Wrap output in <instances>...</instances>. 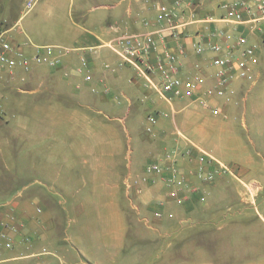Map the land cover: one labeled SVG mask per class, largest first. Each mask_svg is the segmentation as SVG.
I'll return each mask as SVG.
<instances>
[{
    "label": "crops",
    "instance_id": "0c3cea01",
    "mask_svg": "<svg viewBox=\"0 0 264 264\" xmlns=\"http://www.w3.org/2000/svg\"><path fill=\"white\" fill-rule=\"evenodd\" d=\"M229 1L195 0L197 17L209 15L216 22L208 30L200 23L189 25L177 43L169 39L164 44L175 54L182 47L180 76L201 72V90L213 83L212 54L196 56L192 47L216 29L231 35L229 40L218 36L217 42L234 43L236 27L221 20ZM155 2L160 1L100 0L87 9L80 1L73 13L65 0H45L43 11L50 19L55 16L53 26L61 31L52 41L43 38L38 23L20 26L18 14L26 0H0V20L12 44L22 46L27 55L38 45L66 50L54 69L34 65L30 74L16 69L13 77L0 71L1 80L7 81L1 75L7 72L18 85L31 88L26 93L47 97L31 103L46 109L40 121L47 124L43 131L27 132L29 119L20 114L16 122L22 131L1 139L0 229H6L12 247L5 248L0 238V264H264V153L257 160L247 149L225 147L236 164L211 149L233 145L244 135L264 139L263 50L254 67V85L237 80L229 102L208 99L229 116L227 120L213 116L194 99L166 101L106 46L125 33L154 32L160 26L152 8ZM193 3L185 0L187 19ZM248 42H259L258 35H249ZM164 45L150 52V62L162 57ZM91 48H96L95 54L88 52ZM81 56L89 59L91 81L63 78V70ZM106 65L114 71H107ZM21 77L26 80L21 82ZM106 87L110 96L90 93L91 88ZM145 104L152 108L144 122L148 135L132 136L125 126L127 117L132 108ZM26 105L24 100L16 102L17 109ZM103 108L115 115L113 128L97 116ZM169 153L175 155L172 162L165 160ZM203 153L231 172L214 165L206 168L214 172L213 180H199ZM154 161L164 166L163 177L145 178V165ZM170 167L193 187L182 205L168 197ZM10 172L14 178L5 175ZM134 180L138 184L127 189L126 182ZM9 187L15 191L9 194Z\"/></svg>",
    "mask_w": 264,
    "mask_h": 264
},
{
    "label": "built area",
    "instance_id": "2783aa9c",
    "mask_svg": "<svg viewBox=\"0 0 264 264\" xmlns=\"http://www.w3.org/2000/svg\"><path fill=\"white\" fill-rule=\"evenodd\" d=\"M35 1L26 0L25 12L34 7ZM191 1L194 3L188 19L185 17V8H183L185 0H175L170 4L152 3V8L156 11V20L160 24L154 32L143 36L125 33L108 41L106 46L117 56L122 65L131 68L135 76L144 80L145 84L155 90L162 99L166 101L185 97L194 99L213 116H220L223 120H227L229 116L221 112L218 107L210 105L208 99L219 97L227 103L230 101L231 85L234 81H244L251 86L255 84L257 76L254 73V67L258 62V53L264 50V0H231L224 3L225 14L221 20L236 27L234 30L237 31V36L234 43L217 42L216 37L220 36L229 40L231 35L216 29L206 38L202 37L200 41L193 44L194 55L201 56L205 52L212 54L211 65L215 69L213 83L203 90L200 88L204 85L205 78L201 72L185 77L180 76L179 57L185 56L182 47L179 45V54H175L164 45L169 39L177 43L182 38L183 30L189 25L200 23L203 29L208 30V26L216 22V19L209 15L197 17L196 11L199 4L195 3V0ZM5 34L4 22L0 20V71L5 70L12 77L16 69L30 74L34 65L57 68L62 63V56L66 54L65 49L52 45H38L32 48L31 55H27L22 46L12 44L6 39ZM254 34L258 35L259 42L249 43V35ZM159 44L164 45L162 57H158L155 62H150L148 60L150 52ZM88 52L95 54L96 48L88 49ZM105 69L109 72L114 71L109 65H106ZM62 76L65 79L73 76L81 77L85 82H90L92 74L89 59L81 56L76 65L63 70ZM25 80V77L20 78L21 82ZM96 90V88H91L93 93ZM148 119L154 122V117L149 116ZM174 156L173 153H169L165 156V160L172 162ZM199 162L202 165L197 172V178L201 181L211 182L213 180L214 172L206 168L214 165H219L222 170L231 172L228 166L220 164L206 153L200 156ZM164 169V166L154 161L145 165L143 174L145 178H160L163 177ZM170 169L171 176L168 180L171 188L168 191V197L175 204L182 205L189 198L193 187L176 168L170 167ZM137 184V180L127 181L126 187L131 189ZM0 238L5 240V248L12 247L5 228L0 229Z\"/></svg>",
    "mask_w": 264,
    "mask_h": 264
},
{
    "label": "rangeland",
    "instance_id": "374dc122",
    "mask_svg": "<svg viewBox=\"0 0 264 264\" xmlns=\"http://www.w3.org/2000/svg\"><path fill=\"white\" fill-rule=\"evenodd\" d=\"M45 0H38L36 5L28 12H25L24 8L21 9V12L19 11L18 17L20 18L19 23L20 26L22 27H28L30 23L34 24L38 23L39 27L42 28V33H43V38L52 39L56 40L61 37V31H57L59 29V26L54 27V18H49L51 15H49V12L44 10L43 11V4ZM67 3H69V9L73 13H75V10L78 8L79 2L81 1L82 4L84 5L85 8H90L91 6H96L100 0H65ZM160 2L169 4L166 0H158ZM25 2V0H24ZM21 8V7H20ZM58 16V15H57ZM37 29V28H36ZM40 31L39 29H37ZM36 31V30H35ZM264 55V50L260 53V57ZM7 73V72H6ZM2 74L5 78H7V81L1 80L0 79V122L2 124L0 125V146L1 144V139L5 137H10L11 135H15L17 131H22L20 127L22 126L20 123H18L19 120L16 122V116L20 114H24V117H26L28 120V126L29 129L27 132H30L31 130H34V134H39V132L43 131V128L47 125L46 123L41 124L40 121L43 119V117L46 115V109L42 108H33L31 106V103H38L39 101L46 100V94L42 95V97L38 98V95L41 94H28L26 93V90L31 89L30 87L25 88L23 86L18 85L16 81L11 79L8 74ZM139 83H142L139 81ZM247 83V82H245ZM248 84V83H247ZM26 89V90H25ZM24 90V91H21ZM105 90L107 92H105ZM91 94H98V96H110V88H102L101 90H96V92H90ZM6 96V97H5ZM6 98V99H5ZM5 99V100H4ZM24 100L26 102V107L24 109L22 108H16V102H21ZM93 111L96 110V108L91 109ZM98 110V109H97ZM101 113L97 114V116L102 120V122L105 125H115V122L113 121V115L106 109H101ZM152 108L148 105H142L139 107H134L130 110V114L127 117L126 120V129L130 131V134L137 135H148L147 133L144 132V122H146V117L147 115L151 112ZM18 112V114H16ZM89 114H95L92 111H89ZM141 120L140 122H135V120ZM264 120V116H262ZM21 119V118H20ZM210 128H213L212 124H209ZM111 128V130H113ZM134 143V141H132ZM224 144V143H223ZM233 145L227 144V145H219V146H212L211 149L213 150L212 152H215L216 155L220 156L221 158L225 160H229L233 163L238 162V160H235L234 156L228 157L226 152H225V147H232L233 150H238V148L241 149H247L248 153L253 158H256L259 160V156L261 153H264V139H256L253 138L252 136L247 137L246 135L243 136L241 141H235L232 142ZM133 146V145H132ZM258 157V158H257ZM239 164V163H238ZM5 175L8 177L12 176L14 178V173H5ZM6 192L13 193L15 191V188H6ZM10 196V195H9Z\"/></svg>",
    "mask_w": 264,
    "mask_h": 264
},
{
    "label": "trees",
    "instance_id": "16d2710c",
    "mask_svg": "<svg viewBox=\"0 0 264 264\" xmlns=\"http://www.w3.org/2000/svg\"><path fill=\"white\" fill-rule=\"evenodd\" d=\"M4 27H5V24H4Z\"/></svg>",
    "mask_w": 264,
    "mask_h": 264
}]
</instances>
